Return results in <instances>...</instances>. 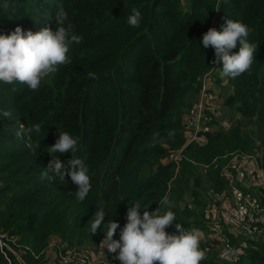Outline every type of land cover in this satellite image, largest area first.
I'll return each instance as SVG.
<instances>
[{"label":"trees","instance_id":"1","mask_svg":"<svg viewBox=\"0 0 264 264\" xmlns=\"http://www.w3.org/2000/svg\"><path fill=\"white\" fill-rule=\"evenodd\" d=\"M6 2L0 4L2 34L17 25L33 32L54 28L55 12L64 10L73 33L81 37L79 44L69 46L71 63L61 65L37 91L26 84L0 82V230L14 237L23 264H43L51 235L62 242L61 250L94 244L95 252L105 235L104 224L112 219L122 228L128 207L140 202L150 211L161 205L167 187L169 198L178 202L183 192L177 183L183 178L195 186L204 181L224 187L218 177L221 163L214 167L216 157L259 150L264 165V0H188L185 8L180 5L183 0ZM133 8L142 15L136 28L127 23ZM225 18L248 25L252 29L248 40L259 50L250 72L226 77L229 91L219 95V101L232 109L229 126L188 142L183 115L215 58L213 48L203 47L202 36L209 27L220 31ZM217 65L222 67V61ZM89 73L98 78H89ZM5 111L11 115L4 117ZM37 124L39 133L16 136L22 127ZM59 132L79 138L74 155L83 159L91 181V191L82 202L74 195L77 186L70 177L60 180L51 173L41 177ZM181 146L176 183L168 186L174 162L163 158L168 148ZM56 157L66 162L71 153H53ZM201 164L207 165L205 176L199 172ZM193 192L197 199L199 190ZM178 206L163 209L173 211L187 231L199 222V217L188 216L201 212L186 204ZM100 207L106 214L93 235L90 224ZM120 228L114 239H119ZM170 229L177 231L175 224ZM247 250L231 264H264L263 250ZM212 256L201 264H228ZM10 257L11 264H19ZM0 264H8L1 251Z\"/></svg>","mask_w":264,"mask_h":264},{"label":"clouds","instance_id":"2","mask_svg":"<svg viewBox=\"0 0 264 264\" xmlns=\"http://www.w3.org/2000/svg\"><path fill=\"white\" fill-rule=\"evenodd\" d=\"M219 11V8L215 9ZM141 12L133 8L132 14L127 17L130 27L140 26ZM52 27H44L39 31L23 30L17 25L14 31L8 34L0 33V82L5 84H26L32 91H37L42 81L58 71L61 65L71 63L67 53L72 42L80 43L81 37L73 33V25L69 21L66 11L55 12ZM252 29L236 20L226 19L221 30L209 27L202 36L204 48L214 50L212 63L222 61L221 75L236 78L250 72L256 59L259 45L250 43L248 37ZM238 47V51L232 49ZM89 78H98L94 73H89ZM13 92L16 88L12 89ZM11 114L3 112L4 117ZM41 126L17 131L16 136L22 137L25 132L39 133ZM37 146H39L37 144ZM79 149V138L67 132H59L58 139L48 149L51 159L48 161L41 177H52L65 180L70 177L77 186L74 195L77 201L82 202L91 191V181L88 168L83 159L74 154ZM53 153H71V158L66 162L52 158ZM168 205L165 197L160 201ZM143 208L141 214L140 209ZM106 211L103 207L96 209L94 219L90 224V233L96 234L103 223ZM175 224L176 232L168 233L166 229ZM106 225L104 238L100 247L106 248L113 254L120 264H201L206 254L200 248L201 235L195 230H185L177 222L173 211L168 210L160 214L158 208L152 212L148 206L140 202L127 208L126 222L122 228L116 220L110 219ZM120 228L119 239H114L116 230Z\"/></svg>","mask_w":264,"mask_h":264},{"label":"built area","instance_id":"3","mask_svg":"<svg viewBox=\"0 0 264 264\" xmlns=\"http://www.w3.org/2000/svg\"><path fill=\"white\" fill-rule=\"evenodd\" d=\"M217 63L212 66H216ZM209 70H213L210 68ZM207 70L200 78V86L198 88L196 98L187 107L183 115V124L185 127L186 141L198 140L204 138V133L210 131L218 117L220 111L219 95L213 89L209 80L210 71ZM183 146L169 149L168 159L176 161L183 156ZM217 158V157H216ZM216 158L213 159L214 165H217ZM228 164H221L220 173L224 174L230 185L229 207H220L217 209L215 220L216 229L212 234L217 240H213L217 244L224 247L220 256L231 261H235L238 255H231L229 249L231 246L230 239L226 233L219 227L224 224L226 227H241L247 231L254 233L256 236H264V165L254 155H241V160H235L234 157L229 158ZM242 185L245 187L242 188ZM257 190V194L252 191ZM176 231H170L175 233ZM206 243H210L207 242ZM16 243L14 237L0 230V251L11 264L10 254L23 264L16 252ZM61 247V245H59ZM57 248L45 258L43 264H120V261L114 256H105L101 254V250H97L92 254L91 251L79 248H65L63 250ZM206 249L207 246H203ZM201 248V246H200ZM37 256L36 254L34 255ZM43 256H46L43 254Z\"/></svg>","mask_w":264,"mask_h":264},{"label":"rangeland","instance_id":"4","mask_svg":"<svg viewBox=\"0 0 264 264\" xmlns=\"http://www.w3.org/2000/svg\"><path fill=\"white\" fill-rule=\"evenodd\" d=\"M5 3H7L6 0H0V4H5ZM187 4H188V0H183V2L180 3L182 8H185ZM210 68H213L212 71L209 70L210 71L209 80L211 82V85L213 89L217 91L218 95L224 96L229 91V87H228L226 77L221 75L222 67L218 65L216 66L211 65ZM231 116H233L232 109L220 103L219 115L217 118H215V122L210 131H212L213 129H216L217 127H222V126L228 127L231 121L230 120ZM165 146L169 147L166 144ZM169 149H173V148H168L163 158L164 162H174V166H173L174 172H173L172 177L168 181V186L172 184L174 185L176 183L175 179H176V176L178 175V172L180 169V159L182 158L180 156V158L177 159L176 161H170L168 159ZM248 154L254 155L257 157V159H259L258 157L261 156V151L258 150V151H255L254 153L232 152L227 155H223L222 157L216 158V162H217V165L219 163L225 165L229 163L230 157H234L235 160L237 159L241 160V155H248ZM259 161L261 160L259 159ZM221 164L218 167V172H219L218 177L221 180H224L225 182L224 187L218 189L217 186L213 184L207 185V183L204 181H201V184L199 186H195L192 180L187 179L185 182L183 178L182 183H177V184H181V188L183 192L182 198L179 199L178 202H174V200L169 198L170 197V190H169L170 187H167L166 193L162 196L161 200L166 197L170 205L177 203L179 205L178 208L181 209L186 204L192 210H195L196 212L200 211L201 215L196 214L194 217L188 216L189 220H192V219L194 220L196 217H199V222L194 221L195 223L193 222L192 224H190L191 229H188V230L195 229L200 233L201 235L200 246H201V249L205 252L206 257H208L209 255H213L214 258L227 261L226 263L231 264L232 262L231 260H228L220 256V253L223 251L224 247H221L222 246L221 244H217L213 241V240H217V238L216 236L212 234V232H215L213 230L216 229V226L214 223H215L216 216H217V209H219L220 207H224V208L229 207L228 197L231 194L230 185L228 183L226 176L220 173L221 171L219 168ZM206 170H207V165L201 164L199 168V172L202 174L201 176H205ZM203 179L207 182L213 183L205 178ZM194 188L199 190L197 199L195 198V193L193 192ZM242 188L245 189L243 185H242ZM252 191L257 194V190L252 189ZM261 197L263 199L264 195H261ZM194 200L202 202V203L196 204ZM168 205H162V204L159 205L158 203L154 207L149 209L150 210L149 212H152L158 208L159 213L163 214L164 212H166L165 209H163V207H167ZM220 226L222 227V230L226 233V235L230 239L231 246L229 249V253L231 255H238L237 260L244 254H246V252L248 251L247 250L248 248L260 249L261 251L262 250L264 251V236H256L254 233H251L241 227H234V228L226 227L223 223L219 224V227ZM171 227H168L166 229L168 233H170V231H173V229H170ZM206 241L210 243L208 244L206 243ZM217 241L218 243H220L219 240ZM59 243H62V242L61 241L59 242L58 238L55 235H51L49 237L48 244L50 245H47L45 250L43 251L42 254H45L46 256H42V261H44V259L47 257L49 253L54 252L55 250H57L58 247H60ZM94 246H95L94 244H85V245L83 244V245H79L78 247L79 249L91 251L92 254H94L93 252L95 250ZM203 246H207L206 249H204ZM16 252L19 253L20 251L17 249ZM103 253H106L104 249L101 250L102 255ZM105 256L107 255L105 254Z\"/></svg>","mask_w":264,"mask_h":264},{"label":"crops","instance_id":"5","mask_svg":"<svg viewBox=\"0 0 264 264\" xmlns=\"http://www.w3.org/2000/svg\"><path fill=\"white\" fill-rule=\"evenodd\" d=\"M59 244H61V243H59ZM48 245H50V244H48ZM48 248V247H47ZM99 250H102V248L100 247V246H98L97 247ZM45 250V249H44Z\"/></svg>","mask_w":264,"mask_h":264}]
</instances>
